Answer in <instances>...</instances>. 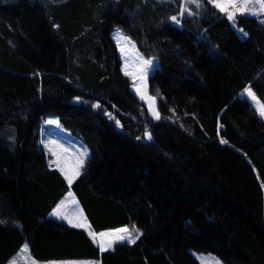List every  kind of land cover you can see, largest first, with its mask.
Returning a JSON list of instances; mask_svg holds the SVG:
<instances>
[{
	"label": "trees",
	"instance_id": "trees-1",
	"mask_svg": "<svg viewBox=\"0 0 264 264\" xmlns=\"http://www.w3.org/2000/svg\"><path fill=\"white\" fill-rule=\"evenodd\" d=\"M23 6L41 10L64 73L32 70L22 56ZM184 6L0 0V68L28 75L32 89L0 100V145L10 155L1 175L17 216L0 222V264L23 243L38 261L199 264L193 249L223 264H264V121L240 94L247 86L264 103V21L237 14L239 34L207 0L181 15ZM114 28L156 61L146 85L158 120L119 69ZM47 116L89 150L71 185L40 145ZM68 189L93 231L135 226L139 238L101 252L83 228L48 215Z\"/></svg>",
	"mask_w": 264,
	"mask_h": 264
},
{
	"label": "rangeland",
	"instance_id": "rangeland-1",
	"mask_svg": "<svg viewBox=\"0 0 264 264\" xmlns=\"http://www.w3.org/2000/svg\"><path fill=\"white\" fill-rule=\"evenodd\" d=\"M207 1L228 18L227 12H223L215 6V4L217 2H221V0ZM185 2L186 0H183L184 5ZM253 16H256L264 21V15ZM230 21L236 32L242 34L243 32L234 24L233 20ZM17 22L19 29L27 38L25 42H22L19 45L20 51L25 60L30 64L32 70H48L56 71L59 73L64 72L65 65L63 49L51 34L41 10L38 7L23 6ZM111 36L115 41L117 53L120 59V71L129 78L130 90L143 103L148 114L152 118H154L152 109L155 108V100L154 97L149 95L147 92L146 77L152 70V68L156 65L155 59L152 56H145L141 52H139L135 46V43L129 37L124 35L118 28H114L111 31ZM122 48L124 49V51H121ZM141 59L153 61V66H150L145 72H142L141 69L144 68V66L141 63ZM142 76L144 77L143 79H141ZM27 78L28 75L11 73L0 68V100H4L7 97H18L21 95L32 93V89L27 82ZM248 89L250 88L247 86L244 87L240 91V94L245 96L250 101L256 113L264 121V117H262L257 110L256 102L253 101L251 97L247 96L246 90ZM49 120L55 121L53 117L47 116L44 117L39 123L38 134L40 145L45 151L47 162L49 164L57 168L61 174L62 172L60 169H64L65 172L71 174L76 169L80 160H83L84 164L86 158L89 155V150L78 137L72 135L67 129H65L58 123H47V121ZM85 152L87 153V155L82 156L81 154ZM9 163L10 155L7 150L0 145L1 198L6 197L8 193V181L4 176L1 175V171L3 170V168L7 167ZM62 176L66 184L69 185V183L65 179L64 174H62ZM69 193L72 194V192L68 189L63 194L62 198H60L62 200H58L57 204H55V206L49 211L48 215L55 218H60L68 224H71L69 223V220L72 219L74 221H77L78 223L83 222V224L85 223L86 225H88L76 198L73 196V194L70 196ZM56 208H59L60 215L55 214ZM61 213L63 214L64 218L59 217L62 215ZM79 215H82V217L80 218ZM123 227L127 226L123 225L116 228L102 229L94 232L97 234L100 232H112ZM129 229L131 230L132 228ZM138 234H140V230H138ZM133 235L135 236L137 235V233L134 232ZM107 240L108 238H105L104 242L107 243ZM125 241L128 242L127 240ZM95 243L100 249L99 237H97V241ZM191 253L199 262V264H217V262L218 264H223L221 260L211 252L192 249Z\"/></svg>",
	"mask_w": 264,
	"mask_h": 264
},
{
	"label": "snow or ice",
	"instance_id": "snow-or-ice-1",
	"mask_svg": "<svg viewBox=\"0 0 264 264\" xmlns=\"http://www.w3.org/2000/svg\"><path fill=\"white\" fill-rule=\"evenodd\" d=\"M189 3H196L197 6H199V0H186L185 6L183 10L181 11V15H183L185 12H188L187 4ZM217 8H219L223 12L228 13V18L229 20H235V17L237 14L239 15H245V14H250V15H264V0H221V2H217L215 4ZM191 15V13H188ZM174 22L179 23L180 21L177 19L176 16H173L171 18ZM242 31V30H241ZM121 51H124L122 48ZM141 63L143 64L144 68L141 69L142 72H145L150 66H153V61L151 60H143L141 59ZM127 74V73H126ZM144 77L142 76L141 79ZM246 94L248 97H251L253 101L256 102L257 104V110L259 111L260 115L264 117V103H261L258 98L255 96V94L251 91V89L246 90ZM143 98V97H142ZM152 99V98H149ZM154 103V100H153ZM96 107H99V105H96ZM152 114L155 119H160L159 112L155 110V108L152 109ZM47 123L52 124V123H57L56 121H47ZM147 138L150 140L151 135L148 134ZM225 141H222V143ZM82 156L87 155V153H82ZM83 166V160L79 161V164L77 165L76 169L71 173H67L64 171V169H60L62 174H64L65 179L71 185L73 181L80 175V168ZM71 196L72 194L69 193ZM75 202V201H73ZM56 215H60L59 208L55 212ZM69 223H72V221H69ZM74 227H85L83 223H77L73 224ZM137 233V235H133V233ZM89 236L93 239V242L97 241V237L100 239V251H108L112 249L113 244L115 242H124L127 240L129 243H135L136 239L139 238L138 230L135 229V226L130 230L127 227H123L120 229H116L112 232H100V233H95L94 231L89 230L88 232ZM105 238H108L107 243L104 242ZM24 252L28 251L27 245L24 246L23 249ZM11 264H15V261L11 262ZM218 264V262H217Z\"/></svg>",
	"mask_w": 264,
	"mask_h": 264
},
{
	"label": "crops",
	"instance_id": "crops-1",
	"mask_svg": "<svg viewBox=\"0 0 264 264\" xmlns=\"http://www.w3.org/2000/svg\"><path fill=\"white\" fill-rule=\"evenodd\" d=\"M60 73H64V72H60ZM60 200H62V199H60ZM57 202H56V204H57ZM57 209L58 208L55 209V212H56ZM79 216H80V218L82 217V215H79ZM16 217L17 216L15 214L14 207L9 204L7 196L3 197V198L0 197V222L1 223H7V222H10V221L14 220ZM59 217H63V214L61 216H59ZM70 220L72 221L71 224H68V223L64 222L63 220L62 221L64 223H66L67 225H70V226H73V224H77L78 223L77 221H74L72 219H70ZM87 224H88V222H87ZM84 225H85V227H81V228H83L86 231L87 235L89 236L88 232H89V229H91V228H90L89 224L86 225L84 223ZM91 240L93 241L92 238H91ZM25 245H26V243H23L20 246V248L17 250V252H15L12 256H10L8 258V260L5 262V264H11V262H13V261H15V264H99L98 261L95 260V259H58V260L38 261V260L33 259L29 255L28 251L27 252L23 251Z\"/></svg>",
	"mask_w": 264,
	"mask_h": 264
},
{
	"label": "bare ground",
	"instance_id": "bare-ground-1",
	"mask_svg": "<svg viewBox=\"0 0 264 264\" xmlns=\"http://www.w3.org/2000/svg\"><path fill=\"white\" fill-rule=\"evenodd\" d=\"M52 121V120H51Z\"/></svg>",
	"mask_w": 264,
	"mask_h": 264
}]
</instances>
